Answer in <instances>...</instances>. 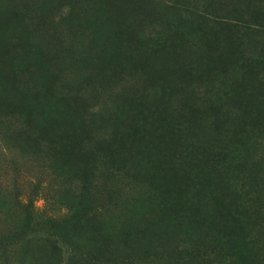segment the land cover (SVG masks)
I'll use <instances>...</instances> for the list:
<instances>
[{
    "label": "rangeland",
    "instance_id": "374dc122",
    "mask_svg": "<svg viewBox=\"0 0 264 264\" xmlns=\"http://www.w3.org/2000/svg\"><path fill=\"white\" fill-rule=\"evenodd\" d=\"M0 264H264V0H0Z\"/></svg>",
    "mask_w": 264,
    "mask_h": 264
},
{
    "label": "trees",
    "instance_id": "16d2710c",
    "mask_svg": "<svg viewBox=\"0 0 264 264\" xmlns=\"http://www.w3.org/2000/svg\"><path fill=\"white\" fill-rule=\"evenodd\" d=\"M216 41V40H215ZM217 59V56H215L214 58H209V59H207V60H205V61H207L206 63H210V62H212L213 64H214V62H215V60ZM233 134H235V132L233 133ZM214 171V170H213ZM212 170L210 171L211 173L213 172ZM209 172V173H210ZM209 173H207V174H209ZM194 178H192L191 176H189V177H187L186 178V181H192ZM188 185H191L190 187H192L196 192H197V194H198V196L200 197L199 198V200H198V203H201V202H206V201H204L205 199H207V197H209L210 199H211V205L214 203V199H216V196L218 195V193H217V195H216V193L215 194H213L212 192L211 193H209V195H207V194H205V195H201V194H203V192L205 191V189H207L208 188V186H209V184H205L204 183V185H202V183H200V182H198V185H197V183H195V182H192L191 184H188ZM218 191V189H216L215 190V192H217ZM195 192V193H196ZM222 197H220V198H222V201H223V193H221L220 194ZM212 196V197H211ZM180 199H181V197H180ZM217 200H219V201H217V207L220 205V204H222L221 203V199H217ZM223 205V204H222ZM222 207H224L225 209H226V206L225 205H223ZM202 219V218H201ZM215 220H219V223L220 224H222L223 222H226L227 220H226V217L224 216V218H221V219H214V220H212V221H210L209 219L207 220V224L210 226V225H217V224H219V223H215ZM214 221V222H213Z\"/></svg>",
    "mask_w": 264,
    "mask_h": 264
}]
</instances>
